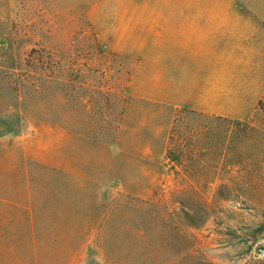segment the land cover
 <instances>
[{
	"label": "rangeland",
	"instance_id": "1",
	"mask_svg": "<svg viewBox=\"0 0 264 264\" xmlns=\"http://www.w3.org/2000/svg\"><path fill=\"white\" fill-rule=\"evenodd\" d=\"M126 1L0 0V264H264V98L128 133Z\"/></svg>",
	"mask_w": 264,
	"mask_h": 264
},
{
	"label": "crops",
	"instance_id": "2",
	"mask_svg": "<svg viewBox=\"0 0 264 264\" xmlns=\"http://www.w3.org/2000/svg\"><path fill=\"white\" fill-rule=\"evenodd\" d=\"M116 10L112 48L132 62L128 133L152 137L146 120L166 122L175 108L246 120L262 104L264 0H127Z\"/></svg>",
	"mask_w": 264,
	"mask_h": 264
},
{
	"label": "built area",
	"instance_id": "3",
	"mask_svg": "<svg viewBox=\"0 0 264 264\" xmlns=\"http://www.w3.org/2000/svg\"><path fill=\"white\" fill-rule=\"evenodd\" d=\"M258 258L264 260V250H261L258 254Z\"/></svg>",
	"mask_w": 264,
	"mask_h": 264
},
{
	"label": "trees",
	"instance_id": "4",
	"mask_svg": "<svg viewBox=\"0 0 264 264\" xmlns=\"http://www.w3.org/2000/svg\"><path fill=\"white\" fill-rule=\"evenodd\" d=\"M260 106H261V104H260ZM193 112V111H192ZM214 118H217L218 120H222V121H230V120H228V119H226V118H221V117H214ZM237 124H241L239 121H237L236 122Z\"/></svg>",
	"mask_w": 264,
	"mask_h": 264
}]
</instances>
